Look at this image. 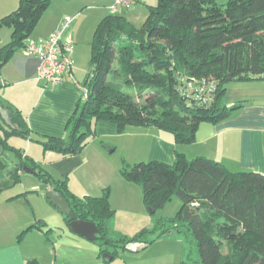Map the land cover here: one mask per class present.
<instances>
[{"label": "trees", "instance_id": "trees-1", "mask_svg": "<svg viewBox=\"0 0 264 264\" xmlns=\"http://www.w3.org/2000/svg\"><path fill=\"white\" fill-rule=\"evenodd\" d=\"M49 5L50 0H18L17 8L0 18V30L11 29L10 41L0 47V69L25 47ZM124 10L111 12L95 27L81 86L87 97L80 98L66 140H35L43 152L81 153L96 138L97 121L114 123L119 133L128 127L164 131L176 144L190 145L200 124H217L241 108L240 102L225 105L228 83L264 81V0H156L140 27L123 16ZM0 106L7 113L6 122L0 118V144L21 161L14 167L0 155V194L21 182L22 167L27 166L66 199L76 219L97 228L93 242L105 264L129 243L146 248L173 232L188 247L183 264H264V175L231 172L217 161L188 159L180 152H175L172 165L125 163L120 174L127 183L141 185L148 210L163 208L175 195L181 206L172 218H158L130 237H114L109 232L114 216L109 189L98 197L72 193L66 179L54 178L8 143L13 136L29 140L31 132L17 109L2 102ZM62 217L70 230L68 217ZM45 225L41 220L29 226L17 240L31 229L43 231Z\"/></svg>", "mask_w": 264, "mask_h": 264}, {"label": "crops", "instance_id": "crops-1", "mask_svg": "<svg viewBox=\"0 0 264 264\" xmlns=\"http://www.w3.org/2000/svg\"><path fill=\"white\" fill-rule=\"evenodd\" d=\"M17 4L18 0H0V16L14 11ZM111 4L112 0H107L97 5L96 25L111 13ZM70 5L72 6L65 4L63 9L70 8ZM69 11L74 13L76 10ZM57 12L49 25L29 40H46L54 30L60 28L64 19L62 14ZM78 12L71 17L72 22L63 32L65 39L72 41V34L69 32L76 27ZM74 47L75 44L72 55L75 49L78 52L79 48ZM72 55L70 72L58 82L44 83L36 79L38 60L24 57L21 51H18L0 69V102L17 109L27 122L31 134L30 139L25 140L26 155L40 163L54 178L66 179L69 190L75 195L98 197L104 189L109 188L111 208H117V202L126 208L130 231L120 227L114 215L109 222L111 236L130 237L153 224L152 220H149L150 223L145 225L146 222L139 218L141 212L137 210V198L132 195V184L105 175L110 166L107 164L108 160L111 159L107 155L117 149H120L124 156V163L147 160L172 165L175 152H180L188 159L205 157L217 161L231 172L251 171L264 175V81L258 80L230 82L241 84L230 87L228 92L231 96L226 98L225 94L224 103L230 108L240 102L241 108L230 118L217 124H200L195 142L190 145L176 144L173 137L163 135L160 130L152 128L128 127L119 133L117 126L108 121L95 123L96 139L90 141L81 153L74 156H62L53 151L43 152L41 146L37 148L31 145L32 140L35 142L42 136L64 140L68 137L72 116L81 104V85L75 79L73 67L76 60L72 59ZM104 140H112V144L108 143L112 148L105 147V143H102ZM42 185L43 191L39 192L37 201L48 207V218L37 215L32 205H29L30 201L27 198L25 200L24 196L12 199L16 196L0 194V264H25L31 260H36L39 264H105L99 255L97 244L74 234L65 226L61 214L45 200V192L51 188L43 182ZM32 188L33 185L24 192H33ZM36 188L38 191V187ZM41 220L46 224L43 231L31 229L24 233L21 240H17L21 232ZM152 239L154 237L149 240ZM158 240L161 239L156 241ZM143 249L145 248L140 244L137 251L129 253H137ZM146 262L148 260L145 257L141 259L139 256H132L130 264Z\"/></svg>", "mask_w": 264, "mask_h": 264}, {"label": "rangeland", "instance_id": "rangeland-1", "mask_svg": "<svg viewBox=\"0 0 264 264\" xmlns=\"http://www.w3.org/2000/svg\"><path fill=\"white\" fill-rule=\"evenodd\" d=\"M103 1L106 2L107 0H67V1L50 0V5L48 9L42 15V17L37 23V26L35 27L34 31L32 32L30 36V39H31L32 37H34L35 34L40 32L42 29L46 28L49 25V22L53 19L54 13H56L57 11H58L57 14L59 13L62 14L63 19H65V17L67 16L73 17L75 12L79 11L78 15L76 16V20H75V22H77L75 29L72 32H69L68 30V32L72 34V41H71L72 44L73 45L75 44V47L79 46L78 52L76 51V49H75V52H73L74 54L72 55V59L76 60V63L74 64V67H73L74 73H75V79H77L78 83H80L81 86L83 84L84 78L89 69L91 42H92L94 29L97 26L95 23L96 22L95 19L98 18L96 14L98 11L96 10V8H97V5H100ZM216 2L218 4H225L227 0H216ZM65 4H72V6L70 5V8L63 9V6ZM155 4H156V0H134L133 6L130 7L128 10H125L123 13V16L134 26L140 27L147 17L148 7L154 6ZM71 9H74L76 11L73 13L72 11H69ZM2 17L3 16H0V18ZM10 35H11L10 28L8 27L2 28L0 30V45H4L8 43L10 41ZM235 84H241V83H229L227 85L226 98L231 96L228 90L230 89V87L235 86ZM80 98L81 100H83L81 96ZM160 132L163 135L172 137V135L167 132H164V131H160ZM8 141L10 145H13L15 147H22L23 150L27 149L26 141L20 137L13 136L9 138ZM106 141L104 140L102 142V143H105V147L112 148V146H109L108 143L112 144L113 141L110 140L107 142V144H106ZM30 143L31 145H34L37 148H40V145L35 143L33 140ZM111 148H108V149H111ZM107 156L111 157V159H109L107 163L111 167L108 166V171L106 170L107 174H105L106 177H112V178L115 177L119 180H122L123 178L120 174V169L125 164L122 161L125 158L120 153V149L119 150L117 149L114 153H110ZM139 161L148 162L147 160H139ZM126 163L131 165V164H134L135 162H131V163L126 162ZM32 185H33L32 189H34V191L25 194L24 192L25 189H27L28 187H31ZM112 186L114 188V184ZM131 186H132L131 188H133V191H134L132 195H134L137 198V204H138L137 210L141 212L140 214L141 216L139 218L146 222L145 225H148L150 223L149 220H152V222H155L156 219L161 218V217L172 218L176 215V213L180 209L181 202L179 198L175 195L171 198L169 202L166 203V205L163 208L158 209L155 212L151 213V211L148 210L143 204L141 185L132 184ZM36 187H38V191H36L37 190ZM43 187L44 186L42 185V182H40L36 176L23 173L21 177V182L19 184L11 187L10 189L3 191V193L1 194H3V196H10V195H15V196L21 195L20 197L24 196L25 200L27 198L28 201H30L31 204L29 203V205H32L37 215H42L44 218H48L47 216L49 215V209H47L48 207H46L44 203H42L41 205L39 201H37L38 200L37 196L39 192L43 191L42 190ZM116 205H117L116 206L117 208H112V209L114 210V215H115L118 225L122 227L123 229L130 231L131 225H128L129 218H127L128 213H127L126 208L124 206H121L120 202H117ZM133 235L134 234H132L131 236ZM152 237L154 236H151L150 238ZM165 237H161L160 238L161 240H158V241H156L157 239H155L156 242L153 241L154 242V243L152 242L153 244L152 243L149 244L147 248L140 250L137 253H129V252H123L121 250H118L119 257L113 260L111 263L112 264H130L132 256L133 257L139 256L141 259H144L145 257V259L148 260L146 264H183V262L186 261V255L188 253V247L183 237L174 232L172 235L168 236L167 238ZM109 251H112V248H109Z\"/></svg>", "mask_w": 264, "mask_h": 264}, {"label": "built area", "instance_id": "built-area-1", "mask_svg": "<svg viewBox=\"0 0 264 264\" xmlns=\"http://www.w3.org/2000/svg\"><path fill=\"white\" fill-rule=\"evenodd\" d=\"M134 0H112L111 12L121 9H128L133 6ZM73 18L65 17L60 28L54 30L46 40H28L25 47L21 50L24 57L36 58L38 67L36 79L44 83L58 82L71 69L73 44L71 40L63 37L64 30L72 22ZM81 97H87V90L79 87Z\"/></svg>", "mask_w": 264, "mask_h": 264}, {"label": "water", "instance_id": "water-1", "mask_svg": "<svg viewBox=\"0 0 264 264\" xmlns=\"http://www.w3.org/2000/svg\"><path fill=\"white\" fill-rule=\"evenodd\" d=\"M6 111L1 108L0 106V118L6 122ZM0 155L3 156L8 163H10L14 167H18L21 164V161L16 155L12 152L5 151L3 147L0 144ZM22 172L26 174H31L36 176V173L32 171L27 166L22 167ZM45 197L51 202L53 207L57 208V211L62 216H67L69 220V228L71 232L74 234L85 238L88 241H93L96 237L98 231L97 228L90 222H84L81 220L76 219L74 214L70 211L69 204L66 201V199L58 192L54 191L53 189H49L45 192ZM151 211V210H150ZM153 213V211H151ZM140 244L139 243H129L126 246V250L128 252H135L137 249H139ZM104 258L106 260H110V258L107 255H104Z\"/></svg>", "mask_w": 264, "mask_h": 264}]
</instances>
